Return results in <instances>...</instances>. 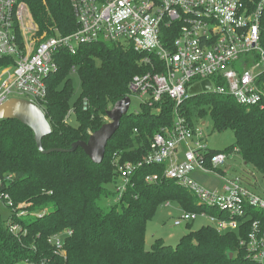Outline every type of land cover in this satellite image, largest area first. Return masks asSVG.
Masks as SVG:
<instances>
[{
  "label": "trees",
  "instance_id": "trees-1",
  "mask_svg": "<svg viewBox=\"0 0 264 264\" xmlns=\"http://www.w3.org/2000/svg\"><path fill=\"white\" fill-rule=\"evenodd\" d=\"M244 1L255 8L262 0ZM29 3L43 31H47V25L57 27L50 36L56 31L69 35L77 30L70 0ZM262 30L264 33V19ZM141 59L130 46L109 43L82 45L75 55L60 51L58 70L46 79L44 112L53 131L43 139L44 149L69 150L76 142H87L106 124L109 105L129 95L132 79L152 70L140 66ZM6 62L0 60V68ZM75 70L82 82V94L72 104L70 75ZM160 106L162 111L155 112ZM141 107L122 119L100 165L81 148L44 155L32 130L17 121H0V177L13 176L2 192L8 193L16 206L31 204L27 208L30 214L23 218L9 211L4 220L0 213V264H257L245 258L235 234L221 235L211 227L199 231L190 228L176 246L156 239L147 249L148 224L166 202L191 213L208 210L173 181L146 183L148 175H163L165 165L137 170L133 186L116 202L117 193L108 187L116 184L118 175L114 156L119 154L122 163L141 160L149 151L152 137L173 124L172 101L165 99L161 104ZM182 108L191 125H196V118L211 116L216 130L233 131L236 142L224 152L239 149L243 160L264 174V110L248 109L229 96L213 93L192 96ZM70 112L76 125L67 121ZM103 198L113 199L109 208L101 207ZM34 211L37 213L32 216ZM11 219L25 228L19 236L8 227ZM68 230L71 236L59 235ZM56 235L64 242L62 254L50 244Z\"/></svg>",
  "mask_w": 264,
  "mask_h": 264
},
{
  "label": "built area",
  "instance_id": "built-area-1",
  "mask_svg": "<svg viewBox=\"0 0 264 264\" xmlns=\"http://www.w3.org/2000/svg\"><path fill=\"white\" fill-rule=\"evenodd\" d=\"M78 23L75 32L39 40L29 0H0V106L12 98L27 99L43 111L47 101L46 79L58 70L57 54H77L82 45L109 43L130 46L142 56L140 66L151 71L136 75L129 84L141 105L155 106L165 99L175 105L173 124L156 133L148 153L139 161L113 162L119 184L116 202L129 190L135 172L145 166L165 165L163 176L152 174L146 183L164 179L175 182L207 209L183 211L175 217L181 227L206 217L219 233L240 229L239 245L245 258L264 264V198L247 188L240 178L221 171L231 153L211 154L205 122L191 125L182 106L190 88L209 81L208 93L229 96L240 106L264 110V0L255 8L244 0H70ZM37 30V31H36ZM87 109V103H85ZM162 107L156 108L160 113ZM213 176L222 184L209 188L194 174ZM13 176L0 177V203L17 218L30 213L31 204L15 205L2 192ZM166 202L164 207H172ZM34 216V214H32ZM10 231L19 236L22 224L11 219ZM27 231V230H26ZM65 231L59 235H72ZM50 244L63 253L61 236Z\"/></svg>",
  "mask_w": 264,
  "mask_h": 264
},
{
  "label": "rangeland",
  "instance_id": "rangeland-1",
  "mask_svg": "<svg viewBox=\"0 0 264 264\" xmlns=\"http://www.w3.org/2000/svg\"><path fill=\"white\" fill-rule=\"evenodd\" d=\"M29 6L32 14L31 16L34 19V22H32L31 19L28 22L30 23V25H34L38 29L37 38L41 40L50 37V33L52 32L53 28L55 29L57 27L54 26L49 28L47 25L46 28L47 31H43L41 26L38 23H36L35 16L31 7V3H29ZM118 46H124V45H118ZM70 79L72 80L73 88H74L73 98H72V104H73L80 98L82 94V82L79 73L76 70L72 72V74L70 75ZM130 96L132 101L130 113L139 112L142 108L140 100L134 94H130ZM112 108H113V104H110L109 110ZM182 112H183V108H182ZM183 113H185V111ZM184 115H186V113ZM196 119L197 120H195L193 124L199 125L201 122L203 121L205 122V133L208 136L209 149L224 152L235 144L236 138L234 132L231 130H227V131L216 130L211 116H205V117H200V119L199 118ZM67 121L72 125H76L72 112L68 114ZM105 122L106 124L110 123V119L107 116L105 118ZM220 168L222 172H226L227 177L240 178L242 183L247 188H249L251 191L264 198V174L258 171L253 165L247 164L243 160L240 154H230L226 164L221 166ZM209 177H210L208 178L209 180L207 181L203 180V183H205L210 187H216V186H218L217 188L221 187L222 182L219 179L213 176H209ZM116 179H118V176H116ZM116 184L117 185L119 184L117 180H116ZM116 184L114 186L110 184L108 186L109 189L115 191ZM111 202H113V199L110 198L107 200L106 198L105 199L103 198L101 202V207L104 209L109 208L108 204ZM182 211L183 209L176 203H174L170 208L160 206L157 209L154 218L148 224V229H147L148 238L146 239L147 249H151V246L153 245L156 239L163 238L164 240H166V242H171V243H167L168 245L176 246L177 240L180 237L182 238L184 235H187L191 230L199 231L203 227H211L217 231L215 226H213L210 220L206 217H199L197 220L189 224H185L181 227H175L174 226L175 217L181 215ZM0 213L4 220H6L9 216V210L6 209L1 203H0ZM36 213L37 212L35 211L33 212V214ZM220 234L221 235L235 234L238 238L241 237L240 229L237 230L230 229L228 231L221 232ZM170 235H174V237L170 238Z\"/></svg>",
  "mask_w": 264,
  "mask_h": 264
},
{
  "label": "water",
  "instance_id": "water-1",
  "mask_svg": "<svg viewBox=\"0 0 264 264\" xmlns=\"http://www.w3.org/2000/svg\"><path fill=\"white\" fill-rule=\"evenodd\" d=\"M212 89L209 81L190 88L192 96L208 93ZM132 101L130 97L118 101L112 109L107 111L110 123L104 124L98 131L90 135L87 142L79 141L72 145L69 150L51 149L45 150L43 139L51 135L53 129L48 121L45 112L35 103L23 99L12 98L0 106V121H17L28 127L34 133V139L40 153L49 155L54 152H75L81 148L90 160L100 165L105 159L107 146L120 128L122 119L129 114ZM233 254L230 255L232 259Z\"/></svg>",
  "mask_w": 264,
  "mask_h": 264
},
{
  "label": "crops",
  "instance_id": "crops-1",
  "mask_svg": "<svg viewBox=\"0 0 264 264\" xmlns=\"http://www.w3.org/2000/svg\"><path fill=\"white\" fill-rule=\"evenodd\" d=\"M210 150H212V149H210ZM194 177H195V179H197V181L198 182H200V183H202L203 185H205V186H207V187H209V188H217L218 186H216V187H210V186H208V185H206L205 183H203V180H205V181H207V180H209L208 178H210L209 176H205V175H202V174H194ZM184 211V210H183ZM182 211V212H183ZM191 227H192V225H191ZM174 237V235H170V238H173ZM148 237L146 236V239H147ZM181 238V237H180ZM180 238L177 240V244L179 243V240H180ZM162 240H163V242L166 244V245H168L167 243H171V242H166V240H164L163 238H161Z\"/></svg>",
  "mask_w": 264,
  "mask_h": 264
},
{
  "label": "bare ground",
  "instance_id": "bare-ground-1",
  "mask_svg": "<svg viewBox=\"0 0 264 264\" xmlns=\"http://www.w3.org/2000/svg\"><path fill=\"white\" fill-rule=\"evenodd\" d=\"M131 108V107H130ZM130 112V111H129Z\"/></svg>",
  "mask_w": 264,
  "mask_h": 264
}]
</instances>
